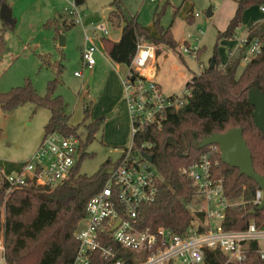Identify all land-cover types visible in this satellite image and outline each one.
<instances>
[{"label": "trees", "instance_id": "1", "mask_svg": "<svg viewBox=\"0 0 264 264\" xmlns=\"http://www.w3.org/2000/svg\"><path fill=\"white\" fill-rule=\"evenodd\" d=\"M122 1L111 0L108 13L111 25L120 27L119 39L100 38L103 50L112 62L128 66L136 52L137 42L176 48L169 28H158L157 37L151 36L149 30L140 25L135 17L125 14ZM232 1L236 3L235 12L226 28L217 32L216 43L233 38L246 8L264 5V0ZM3 2L5 0H0V4ZM68 20H48L46 25H53L57 35L74 26L73 21ZM0 21L1 57L6 49L4 32L13 26ZM253 42L260 46L259 52L250 56L237 75V69ZM159 50L157 47L155 52ZM44 58L47 62V57ZM212 59L214 64L209 68ZM211 60L208 66L186 83L185 87L190 92L182 107L167 111L159 127L148 125L132 137L133 148L149 145L143 151L153 156L152 164L161 177L154 201L142 205L137 212L136 228L139 231L165 227L181 235L186 230L193 220L186 205L198 199L182 169L210 148L216 149L212 155L211 173L216 179L222 180L223 196L228 203L221 226L241 229L252 222L264 227V208L254 214L249 213L256 207L253 204L258 189L255 181L221 162L217 145L202 149L193 146L195 137L200 141L213 133L241 128L243 139L251 152L253 168L264 176V136L253 123V106L247 98V91L255 82L264 94V20L249 26L244 42L230 53L226 64L221 65L219 62L217 44ZM62 69L63 65L58 64L55 77L48 82L43 96L38 95L28 81L8 92H0V108L9 112L31 102L35 108L49 111L43 127V139L51 133L78 137L76 127L69 124L67 103L53 93ZM82 110V125L86 130V142H89L100 131L106 118L99 116L90 119L91 108L88 104L83 105ZM83 147L84 144L80 142L79 157L73 168L68 177L55 187L38 185L33 178H27L23 184L10 186L0 175V239L4 243L7 264H71L77 248L74 232L85 215L86 203L100 191L108 169L116 164L106 161L91 175L80 173L78 164L88 155ZM131 154L134 155V152ZM197 215L203 218L202 213ZM107 246L114 253L113 259L127 261L134 253L114 242H109ZM226 261V255L220 250H204V264H227ZM240 264H264L255 251V244H251L245 261Z\"/></svg>", "mask_w": 264, "mask_h": 264}, {"label": "rangeland", "instance_id": "2", "mask_svg": "<svg viewBox=\"0 0 264 264\" xmlns=\"http://www.w3.org/2000/svg\"><path fill=\"white\" fill-rule=\"evenodd\" d=\"M75 1L5 0L12 11L15 25L4 32L6 49L0 57V92H8L28 81L36 93L43 96L48 82L55 77L57 65H63L59 82L53 93L61 96L67 103V112L70 115L69 124L76 127L78 139L84 144L83 150L88 153L79 162L78 170L80 173L91 175L106 161L116 163L124 149L133 147V142L130 127L125 140L116 139L118 133L111 122L101 127L95 138L86 142V130L82 125L83 104L91 102L90 108L96 104L99 109L105 106L104 115L107 119L113 117L120 104L117 102L111 109H108L109 97L99 93L102 76L92 74L89 68L82 65L80 45L84 42L83 30H86L88 36L96 41L99 48L94 54L96 59L99 58V51H101L100 38L106 37L116 41L120 36V27H114L108 21L111 0H82L79 4H75ZM218 1H122V9L127 16L135 17L136 21L151 33L158 34L160 28L164 30L169 28L177 42L174 49L163 44L159 46L154 44L156 48H160L158 51L160 54L154 58V61L148 60V65L156 70L157 79L166 94H180L189 79L198 73L200 65L208 66L216 44L217 57L220 64H224L230 46L244 38L247 26L241 22L233 40L227 44H224V41L216 43L220 23L216 13L207 17L206 12L209 7L215 11ZM72 6L79 13L80 22L56 35L53 25L48 26L46 23L48 20L59 19L68 9H72ZM195 13L198 15L193 17ZM68 19L65 18L67 22ZM97 26H103L108 34L103 36L94 32ZM59 36L65 39L62 47L58 46ZM184 41L190 46L196 45L199 48L195 56L183 52ZM45 56L47 62L44 61ZM241 65L237 69V75L242 69ZM122 69L124 70L123 67ZM74 72L80 75L74 76ZM122 94L123 100L124 92ZM116 101L117 99L114 100ZM48 117L47 109L35 108L31 102L20 105L9 112L0 108V175H2L1 172H8L7 170L18 168L20 170L37 151L43 140V127ZM104 127L108 135L103 136ZM186 207L194 219L197 215L199 201L195 200ZM210 224L212 227L216 226L214 221Z\"/></svg>", "mask_w": 264, "mask_h": 264}, {"label": "built area", "instance_id": "3", "mask_svg": "<svg viewBox=\"0 0 264 264\" xmlns=\"http://www.w3.org/2000/svg\"><path fill=\"white\" fill-rule=\"evenodd\" d=\"M260 10L264 13L263 5ZM66 15L74 24L80 22L74 6L66 11ZM83 31L80 58L83 67L92 68L96 62L94 54L98 49L86 30ZM93 31L103 36L108 34L103 26H97ZM249 47L242 64L260 49L256 42ZM182 50L195 56L199 48L189 45ZM154 58V45L137 42L136 52L126 66V74L122 79L132 137L148 125L159 127L166 112L182 107L190 92L184 87L178 95L163 93L155 79L143 72L148 66V60L153 61ZM204 67L200 65L198 73ZM79 75L74 72V76ZM79 145L80 141L75 135L51 133L42 140L37 151L19 172L2 174L3 179L10 186L23 184L27 178H33L38 185L55 187L68 177L79 157ZM144 147L149 145L127 149L108 170L100 191L87 201L85 215L74 232L77 248L71 264H204L206 249L220 250L226 255L227 264H240L245 261L251 244H255L256 253L264 260V227H258L252 222L241 229L221 226L228 203L223 196L222 180L216 179L211 173L215 148L202 153L196 161L182 169L199 201L196 214L202 213L203 218L195 215V221L193 219L181 235L165 227H157L154 231H139L136 228L137 212L142 205L154 201L161 180L153 164L143 159ZM261 199L262 191L257 189L253 204L258 205ZM117 221L118 224L112 229ZM211 221L216 223L215 227L211 226ZM109 242L134 253L127 261L113 259L114 253L107 246ZM0 264H7L2 239Z\"/></svg>", "mask_w": 264, "mask_h": 264}, {"label": "crops", "instance_id": "4", "mask_svg": "<svg viewBox=\"0 0 264 264\" xmlns=\"http://www.w3.org/2000/svg\"><path fill=\"white\" fill-rule=\"evenodd\" d=\"M79 1H80V3L82 2V0H79ZM75 3H76V1H75ZM209 8L211 9V7H209ZM235 8H236V3L234 1H232V0H219L217 3V6L215 7V11H212V9H211V16H213L216 13V17L218 19V22L220 23L219 24V31H223L226 28L230 18L233 16V14L235 12ZM195 14H197V13H195ZM195 14L193 15V17H196L198 15V14L197 15H195ZM65 18L68 19V16L66 17V12L63 13V16H61L59 18V22H61ZM262 20H264V13L260 10V6L248 7L242 13L241 22L245 23V25L247 26V29L249 28L250 25H252L256 22L262 21ZM149 32H150L151 36L157 37L156 33H151L150 30H149ZM246 33H247V30H246L245 36L242 40H240L239 42H235L233 45L230 46V48L228 49L226 62L229 58L230 53L234 52L238 47H240L242 45V43L245 40ZM235 35H236V31H235L233 38L221 40V41H224L223 43L227 44L229 41L234 39ZM119 37L117 38V40L119 39ZM92 41L96 45V41L94 38L92 39ZM184 43H185V46H189V44L187 42L184 41ZM64 44H65V39H64ZM82 45H83V43L80 45V50H81ZM101 45H100L101 51H99V56H98L99 58H96L95 64L93 65L92 68H89V70L94 75L100 74L102 76V85L100 87L99 93H100V95H104V96L107 95V97H109L110 100L108 103L109 104L108 109H111L114 104H117V102H118V104H120V107H118V109H116V113L113 115V117L111 119H107V118L105 119L102 127L107 126L108 123H110V122L113 123L114 127L116 128L115 130L118 133V136L116 137V139L121 141V140L126 139L128 132H129V127H130V121H129V116H128V112H127L125 98L122 100V97H123L122 79L126 74V66L112 62L108 58L106 53L103 51V47ZM58 46H59V44H58ZM59 47H62V46H59ZM96 47H97V45H96ZM97 49L99 50L98 47H97ZM155 49H156V47H155ZM159 54H160V52L158 54L155 52V57H157ZM246 54H248L247 51H246ZM209 60H211V59H209ZM226 62L224 64H226ZM224 64H221V65H224ZM122 67L124 68V70L122 69ZM143 72L146 76L153 77L155 79V81L160 85L163 93H165L163 88H162L161 83L157 79V73H156V70L154 69V67L148 65ZM166 95H174V94H166ZM116 99H117V101L114 102V100H116ZM105 103L107 104L106 99H105ZM85 104L90 105L91 102H85L83 105H85ZM105 111H106L105 106H103L99 109L97 107V105L95 104V106H92V108H91L90 119H95L99 116H105L104 115V113H106ZM109 120H111V121H109ZM106 134L108 135V132H106V128L104 127L103 136ZM7 171L8 172H5L6 174L3 172H1V173L3 175H9V174H15V173L19 172L20 170L18 168L17 170L11 169V170H7Z\"/></svg>", "mask_w": 264, "mask_h": 264}, {"label": "water", "instance_id": "5", "mask_svg": "<svg viewBox=\"0 0 264 264\" xmlns=\"http://www.w3.org/2000/svg\"><path fill=\"white\" fill-rule=\"evenodd\" d=\"M79 3L80 1L76 0V4ZM206 15L207 17L211 16L210 8L207 10ZM0 20L11 26L15 25L11 9L5 2L0 4ZM58 44L59 46L64 45L62 36H59ZM213 64L214 60L212 59L209 68H212ZM247 98L249 103L253 106V123L264 136V94L259 90L257 82L248 89ZM210 145L218 146L221 162L238 169L239 174L245 175L255 181L258 189L262 191V199L249 213L254 214L256 211L262 210L264 208V176L257 173L253 168L251 152L243 139L242 129L232 128L224 133H213L210 136L203 137L200 141H198L196 137L193 139V146L195 149H202ZM142 157L149 163H153V156L151 154L143 152ZM117 224L118 221L112 229H114Z\"/></svg>", "mask_w": 264, "mask_h": 264}]
</instances>
